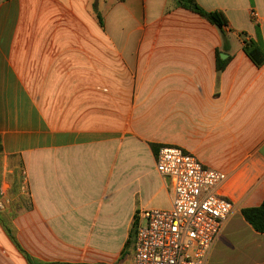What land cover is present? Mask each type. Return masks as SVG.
<instances>
[{
  "label": "crops",
  "instance_id": "1",
  "mask_svg": "<svg viewBox=\"0 0 264 264\" xmlns=\"http://www.w3.org/2000/svg\"><path fill=\"white\" fill-rule=\"evenodd\" d=\"M195 1L228 51L176 0H0V264H133L134 225L173 205L162 146L226 174L237 209L206 264L238 224L264 264L242 215L264 201V65L244 51L264 0Z\"/></svg>",
  "mask_w": 264,
  "mask_h": 264
},
{
  "label": "built area",
  "instance_id": "2",
  "mask_svg": "<svg viewBox=\"0 0 264 264\" xmlns=\"http://www.w3.org/2000/svg\"><path fill=\"white\" fill-rule=\"evenodd\" d=\"M156 166L173 186V205L144 212L133 264H206L237 209L218 192L226 174L177 146H162Z\"/></svg>",
  "mask_w": 264,
  "mask_h": 264
},
{
  "label": "trees",
  "instance_id": "3",
  "mask_svg": "<svg viewBox=\"0 0 264 264\" xmlns=\"http://www.w3.org/2000/svg\"><path fill=\"white\" fill-rule=\"evenodd\" d=\"M177 4L180 7L188 9L194 13L199 14L203 18H205L212 25L216 26L221 34L223 41V50L228 51L229 47V38L226 34V29L228 27V21L222 13L219 12H207L202 9L195 0H176ZM244 51L248 55V57L254 62V64L258 67L264 65V48L262 45L252 41L245 40L244 41ZM220 52H218V70L222 71L227 61H221L219 58ZM242 215L246 222L252 226V228L257 232L264 234V201L258 207L245 208L242 210ZM136 226L134 225V231L131 236L133 239L136 236ZM131 239L128 241V247L131 245ZM30 264H35L32 260L29 259Z\"/></svg>",
  "mask_w": 264,
  "mask_h": 264
},
{
  "label": "rangeland",
  "instance_id": "4",
  "mask_svg": "<svg viewBox=\"0 0 264 264\" xmlns=\"http://www.w3.org/2000/svg\"><path fill=\"white\" fill-rule=\"evenodd\" d=\"M253 237L248 235L241 225L227 229L219 240L209 264H243L240 251L247 243H252Z\"/></svg>",
  "mask_w": 264,
  "mask_h": 264
}]
</instances>
